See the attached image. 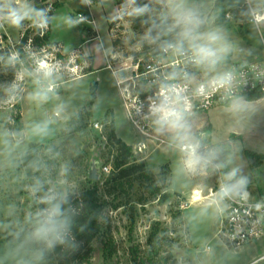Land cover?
<instances>
[{"label": "rangeland", "instance_id": "1", "mask_svg": "<svg viewBox=\"0 0 264 264\" xmlns=\"http://www.w3.org/2000/svg\"><path fill=\"white\" fill-rule=\"evenodd\" d=\"M61 1L60 7L52 9L50 19L49 40L56 45L37 53L28 41L22 49L29 55L23 59L15 46L28 30L29 38L34 36L32 27L37 21L26 20L36 0H0V16H6L9 8L28 13L18 27L0 19V264H56L47 244L34 236L40 217L38 197L20 163V156L32 144L40 153L48 145L57 146V174L52 179L53 172L48 173L53 194L79 193L90 178L100 183V196L107 201L101 236L108 233L114 238L116 252L106 260L103 244L95 242L91 264H163L161 257L168 252L177 264H264V239L233 248L218 235L221 203L215 196L222 185L234 184L243 177L245 184L235 192L245 191L264 200V162L247 155H264V97L254 101L237 98L230 105L184 117L201 155H206L207 146L217 143L230 141L232 146L225 162L211 158L196 171H188L174 132L158 127L146 136L135 130L126 116L117 79L130 77L135 53L143 46H157L162 41L145 26L132 28L126 13L132 11L134 0L121 4L90 0L92 11L87 0ZM149 2V25L162 16L168 27L180 33L182 26L177 25L176 16L192 9L202 21L199 33L218 31L222 35L229 50L214 67L206 66L212 69L210 73L225 70L227 66L223 65L229 62L230 54L244 53L238 46L244 33L242 23L251 22L250 16L234 18L230 1ZM248 26L254 33L247 51L264 54L256 26ZM41 28L46 30L45 25ZM113 40L119 45L114 47ZM106 53L107 62L102 64ZM72 64H77L74 71L69 68ZM43 65L52 71L50 77L44 75ZM37 92L46 93L47 99L35 98ZM237 101L241 107L234 109ZM69 121L78 130L64 131ZM111 121L117 136L133 148L136 161L130 163L145 160L162 191L172 193V197L165 202L153 198L136 176L106 181L111 172L119 170L113 165ZM37 126H46L47 131L40 132ZM105 165L109 172L102 170ZM233 169L236 176L228 180L227 174ZM195 184L204 198L198 195L197 200L201 199L191 203ZM152 227L158 228L159 239L151 248ZM133 254H137L136 259Z\"/></svg>", "mask_w": 264, "mask_h": 264}, {"label": "trees", "instance_id": "2", "mask_svg": "<svg viewBox=\"0 0 264 264\" xmlns=\"http://www.w3.org/2000/svg\"><path fill=\"white\" fill-rule=\"evenodd\" d=\"M40 1L42 2L39 3V1L36 0L33 11L26 20L29 22L37 21L32 27V31H34L33 38H29L31 31L28 30L22 36L21 41L15 46L16 51L19 52V57L23 59L29 55L22 49L23 45L28 41L31 42L34 51L37 53H45L43 48L54 44L49 40L50 19L53 13L52 9L60 7L61 3L57 0H53L52 3H49L51 0ZM115 1L117 4H121L127 0ZM228 1H230L231 12L234 18L241 19L250 16L251 10L247 0ZM150 5L151 3L149 0H134L132 11L126 13V17L129 19L134 30H138L145 26L152 30L151 32L154 37H160L162 40L157 46H143L138 53H135L136 58L149 51L150 48L157 52L163 46L172 43L176 44L179 40V33L177 30L168 27L162 16L158 18L156 24L149 25ZM139 8H145L146 10L138 13L135 10ZM41 21H43V24L46 26V30L41 28ZM112 24L113 23H111V25ZM112 45L116 47L119 45V41L113 40ZM184 46H188L187 42L184 43ZM79 57V59H83L82 56ZM262 97H264L263 93L254 92L247 94L245 99L254 101ZM72 116L74 117L75 114ZM16 120H20L19 114L16 115ZM78 128V126H74L73 123L69 121L64 131L74 132L78 130ZM109 140L111 148L114 147L115 150L113 165L115 169L119 170L116 174H112L111 172L109 176H107V182L116 179L122 181L123 179L136 176L142 187L153 198H157L160 202H165L172 197V193L162 191L161 186L147 168L145 160L130 163L131 161H136L133 148L130 144L117 136L113 121H111L109 126ZM56 151L57 146L55 144L46 146L41 153L39 152V148L32 144L31 147L20 156V163L27 174L32 189L38 197V208L40 213L43 209L49 207V204L42 202V198L45 195H53L56 197V200L53 202L60 203L61 210L68 220V227L64 232V243H55L49 248L50 255L53 257L56 264H91L92 255L95 251L94 243L101 242L103 244V257L106 260H111L115 255L116 245L114 238L110 234L106 233L105 237L101 236L102 216L107 201L100 196V183L98 180L90 178L87 186L79 193H68L66 195L53 194L48 184V173L49 171L53 172L51 176L52 179L57 174V163L54 159ZM204 153L206 155L211 154V158L216 162H225L232 154V146L230 141L217 143L213 146H207ZM247 155L249 157H256L258 161L262 162L263 160L264 162V155L261 153L247 152ZM176 194L179 195V193ZM158 239V228L152 227L149 234L151 248L157 244ZM136 255L137 254H133L134 259H136ZM172 257V254L168 252L166 256L161 257V262L163 264H177V261ZM170 259L173 260L170 261Z\"/></svg>", "mask_w": 264, "mask_h": 264}, {"label": "built area", "instance_id": "3", "mask_svg": "<svg viewBox=\"0 0 264 264\" xmlns=\"http://www.w3.org/2000/svg\"><path fill=\"white\" fill-rule=\"evenodd\" d=\"M250 9L251 22L259 24L264 21V8ZM78 17L82 19L83 14L79 13ZM169 45L157 52L150 48L135 59L130 77L119 76L117 79L126 116L135 130L143 135L151 136L152 131L159 127L150 106L153 102H159L163 90L171 91L174 96L178 93L177 107L184 111V117L230 105L237 98H245L250 93L264 94V62L233 63L224 71L211 74L206 65L192 62L188 46H184L183 53H179ZM75 66L77 64L69 66L70 70L74 71ZM229 72L233 77L229 87L217 88L212 85L214 78ZM173 75L175 78L170 79ZM201 85L204 86L203 94L197 91ZM102 170L109 172V166H103ZM220 189L215 196L219 197L221 203L218 235L222 240L233 248L263 240L264 200L253 198L245 191H233L221 198L218 195Z\"/></svg>", "mask_w": 264, "mask_h": 264}, {"label": "clouds", "instance_id": "4", "mask_svg": "<svg viewBox=\"0 0 264 264\" xmlns=\"http://www.w3.org/2000/svg\"><path fill=\"white\" fill-rule=\"evenodd\" d=\"M145 8H139L135 11L140 13L145 11ZM28 17L26 11L16 8H9L6 16H0V19L7 20L13 26H20L21 22ZM69 23H73L69 21ZM177 25L182 26L179 40L176 44H170L169 47L174 48L177 52L183 53L184 43L187 42L189 50L191 51L192 62L196 65H206L214 67L227 53L228 45L223 42V37L218 31H209L206 33H199L198 29L202 23L197 13L192 9L181 11L176 16ZM44 26L43 21L41 25ZM10 59H14L10 58ZM44 75L50 77L52 71L47 65ZM174 79V75L169 77ZM232 74L224 73L213 79L211 82L214 87L225 88L229 87L232 82ZM174 91V90H172ZM199 94L204 93V86L201 85L197 90ZM35 98L47 99L46 93L37 92ZM178 93L171 94V91L163 90L160 94L159 102H153L150 106V112L156 117L155 123L159 126L158 130H168L175 133L176 139L180 141L179 148L185 154L184 166L188 171H196L198 167L206 165L210 162L211 154L201 155L198 152L200 145L192 142V137L189 134L188 125L184 120V111L177 107ZM232 107L239 109L240 103L234 102ZM38 131L46 132L47 127L41 128L37 126ZM237 170L233 169L227 174V179L232 180L236 176ZM245 184V179L241 177L236 180L234 184H224L221 186L219 196L230 195L233 191L242 187ZM39 190V189H35ZM56 197L53 195H45L42 202L49 204V207L43 209L40 213L38 226L35 229L34 236L37 240L44 241L49 248L55 243H64V232L68 227V220L61 210L59 202H53Z\"/></svg>", "mask_w": 264, "mask_h": 264}, {"label": "crops", "instance_id": "5", "mask_svg": "<svg viewBox=\"0 0 264 264\" xmlns=\"http://www.w3.org/2000/svg\"><path fill=\"white\" fill-rule=\"evenodd\" d=\"M59 2H63L61 0H57ZM89 4V9L90 11L93 10V5H92V2L90 0H87ZM247 3L248 5L250 6V8L254 9V10H261L262 8H264V0H247ZM92 13V12H91ZM244 18H241L239 20H242ZM243 24V35H242V40H240L239 42L241 43L240 46H238V49L240 51H244V53H241L240 55L237 56V54H230L229 55V62H226L223 67L225 68L226 66H230L231 64L233 63H250V62H253V61H262L264 62V54H259L258 56L255 54V53H249L250 49H248L251 41H252V34L254 32H250V29H249V26L248 25H255L256 28H257V31H258V34H259V37H260V40L261 42L263 43L264 45V41H263V38H264V21L259 23V24H255L253 22H245V23H242ZM90 40V39H89ZM250 48V47H249ZM249 50V51H247ZM250 54V55H249ZM108 53L105 54L104 58H103V63L102 64H106V57H107ZM226 65V66H225ZM105 68H107L106 66H104ZM212 69L210 68L208 70V72L210 73ZM224 71V70H223ZM218 73V72H217ZM212 74V73H211ZM196 186L198 185H194L191 189V192H192V202L191 203H197L201 198H204L203 196H201V198L197 201H195L193 199V196H194V191L195 190H200L198 189ZM201 191V190H200ZM191 194V193H190ZM220 222H221V219H220ZM261 241V240H260Z\"/></svg>", "mask_w": 264, "mask_h": 264}, {"label": "bare ground", "instance_id": "6", "mask_svg": "<svg viewBox=\"0 0 264 264\" xmlns=\"http://www.w3.org/2000/svg\"><path fill=\"white\" fill-rule=\"evenodd\" d=\"M201 195V191L200 190H195L194 191V200L196 201L197 200V198L199 197V196ZM198 196V197H197ZM202 196V195H201Z\"/></svg>", "mask_w": 264, "mask_h": 264}]
</instances>
